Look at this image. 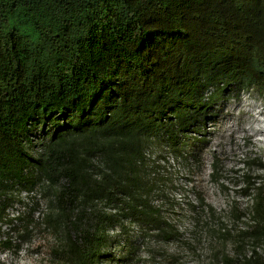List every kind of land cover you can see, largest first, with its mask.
<instances>
[{
    "label": "trees",
    "instance_id": "trees-1",
    "mask_svg": "<svg viewBox=\"0 0 264 264\" xmlns=\"http://www.w3.org/2000/svg\"><path fill=\"white\" fill-rule=\"evenodd\" d=\"M228 90L264 97V0H0V199L22 195L0 221L22 244L46 233L49 264H98L107 226L127 222L125 261L145 246L151 264H176L151 243L180 233L154 204L146 155L163 146L194 163L175 134L205 133ZM210 170L247 204L197 198L188 247L203 244L205 264H264V162L224 171L214 155ZM12 239L0 250H18Z\"/></svg>",
    "mask_w": 264,
    "mask_h": 264
},
{
    "label": "rangeland",
    "instance_id": "rangeland-1",
    "mask_svg": "<svg viewBox=\"0 0 264 264\" xmlns=\"http://www.w3.org/2000/svg\"><path fill=\"white\" fill-rule=\"evenodd\" d=\"M215 110L214 119L207 124L205 133L189 131L175 134L177 148L185 153L184 156H194V163H184L176 157L178 154L173 152L174 150L169 151L163 146L151 149L146 155L149 165H154L150 171V179L156 184L154 204L161 207L164 218L178 228L180 233L177 240L165 244L161 240H152L151 243L155 252L166 250L169 254H177L176 264L206 262L203 244H198L196 250L192 249L193 245H187L191 238L188 232L189 204L195 205L199 198L217 211L225 210L232 198L242 207L247 204L245 199L232 192L230 185H225L228 191H222L219 185L211 180L210 164L213 156H217L224 171L238 166L246 156L252 157L256 154L264 162V97L255 91L228 90ZM40 130H33L31 133L35 150L46 140L45 134ZM201 138L204 139L200 140ZM20 196V187L14 186L7 196L1 197L0 205L7 198L18 199ZM19 209L20 205L13 203L6 213L12 218L17 215L16 211ZM131 224L127 222L124 233L118 228L107 226L109 242L107 241V245L102 249V256L105 257L98 264H151L145 246L136 249L141 259L138 262H132L130 259L125 261L123 258V243L137 234V224ZM8 236L13 238V244L19 249L0 250V264H49L47 248L50 239L46 233H36L30 242L22 244L16 238L11 225L0 221V238L6 239ZM161 260H166L164 253L156 255L155 262Z\"/></svg>",
    "mask_w": 264,
    "mask_h": 264
}]
</instances>
